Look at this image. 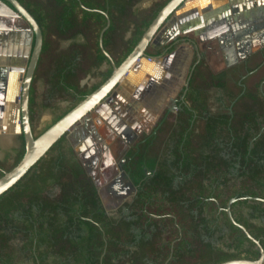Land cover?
I'll use <instances>...</instances> for the list:
<instances>
[{
  "label": "trees",
  "instance_id": "16d2710c",
  "mask_svg": "<svg viewBox=\"0 0 264 264\" xmlns=\"http://www.w3.org/2000/svg\"><path fill=\"white\" fill-rule=\"evenodd\" d=\"M18 1L42 33L28 97L36 137L110 75L112 65L103 50L118 65L168 0H153L141 11L133 10L140 0ZM59 40L70 42L60 49ZM176 42L148 54L171 51ZM196 60L195 51L172 120L163 113L155 133L143 134L126 155L125 167L136 186L132 199L108 215L93 176L64 133L0 194V264H217L258 257L225 207L234 197L232 214L236 204L247 209L234 218L264 249V222H255L264 218V201L255 199H264L262 81L245 86L241 74L234 83L237 90L231 91L227 75L214 72L202 53ZM103 63L107 67L101 70ZM87 75L98 80L81 83ZM212 88L224 92L228 109H209ZM58 101H67L65 109L35 130L37 109L55 108ZM17 139L12 162L0 160V176L24 153L22 133ZM233 179L239 184L232 188Z\"/></svg>",
  "mask_w": 264,
  "mask_h": 264
},
{
  "label": "crops",
  "instance_id": "0c3cea01",
  "mask_svg": "<svg viewBox=\"0 0 264 264\" xmlns=\"http://www.w3.org/2000/svg\"><path fill=\"white\" fill-rule=\"evenodd\" d=\"M152 1L140 0L133 6V10L141 11ZM225 23L227 28L217 33V29L210 26ZM128 35L129 32H126L125 38ZM175 40L177 42L173 50L161 53L158 60L152 56L151 61H144L139 72H130L87 115L86 125L81 120L67 134L70 145L93 176L98 194L101 186L97 181L98 173L107 171L113 157L117 160L123 148L121 141L130 137L136 139L140 134L151 132L161 113L167 111V103L172 104L183 89L194 52L204 53L200 44H215V51L225 61L223 67H210L214 72L229 74L233 55L236 59L247 61L241 66L244 69L248 67L254 71L263 66L264 0H187L159 30L148 47V53L152 55ZM31 45V32L26 29L22 19H10L6 28L0 27V125L4 126L3 132H0V148L12 149V160L19 146L17 136L20 133L18 107L14 98L19 92V77L26 65ZM257 55L261 62L251 67L249 62L257 58ZM13 67L21 71L12 70ZM106 67L107 64L103 63L100 69ZM248 73L250 72L245 74ZM97 80L98 77L87 75L81 83L89 86ZM36 86L40 92L43 86L41 79L37 80ZM62 102L67 105V101H58L55 107ZM53 109H37L36 115L42 113L39 120H44V125L61 113L57 112L58 108L54 112L51 111ZM45 112L48 113L44 115ZM51 113L55 115L53 119H49ZM34 121L36 123V119ZM5 155L4 159L9 157V154ZM133 192L128 197L112 200L110 206H105L100 194L99 196L107 214L116 215L122 202L131 200ZM240 210V205L236 204L233 216H240ZM208 213L211 214L212 211L209 210ZM260 221L264 222V218Z\"/></svg>",
  "mask_w": 264,
  "mask_h": 264
},
{
  "label": "water",
  "instance_id": "95a60500",
  "mask_svg": "<svg viewBox=\"0 0 264 264\" xmlns=\"http://www.w3.org/2000/svg\"><path fill=\"white\" fill-rule=\"evenodd\" d=\"M186 1L187 0H168L148 24L131 51L118 65H115L109 54L103 50L112 65L110 75L99 86L87 94L83 99L79 100L72 108L49 125L42 133L34 137L29 122L28 97L31 78L41 51L42 33L37 21L18 0H0V25L6 28L10 19L20 18L24 21L26 29L31 32L32 35V45L29 56L25 67L22 69L23 74L19 77V92L14 98L18 107L19 132L22 133L23 136L24 153L20 160L11 169L4 171L0 176V194L19 180L26 173V171L45 154L47 149L62 134L66 133L67 136L70 129L81 120H84V124L86 125L87 115L92 112L95 107L109 95L115 86H117L129 75L130 72H139L141 70L144 61H148L146 58L152 57L148 54V47L151 45L153 39L163 27L165 22L173 15L175 10ZM108 24L109 20L107 18L106 25L102 28L99 35V43L101 47L102 33ZM210 26L217 29L216 33L227 28L226 23L222 25L218 24V26L217 24ZM194 47L197 48L196 45H194ZM154 57L155 60H158V56ZM199 58L200 53L197 51L196 61H198ZM192 67L193 65L190 67V70ZM13 68L14 69L12 70L21 71L18 70L17 67ZM190 70L185 78L184 86L187 85ZM168 111L169 109H167V112ZM3 130L4 126L0 125V132H3ZM247 197L254 198L249 196ZM255 199L264 201L263 198L256 197ZM234 201V197L229 198L227 201L225 207L227 217L233 225L240 228L246 237L253 242L255 247L258 249L259 255L256 259H230L217 264H264L263 247L241 223L236 221L231 212L230 204Z\"/></svg>",
  "mask_w": 264,
  "mask_h": 264
},
{
  "label": "rangeland",
  "instance_id": "374dc122",
  "mask_svg": "<svg viewBox=\"0 0 264 264\" xmlns=\"http://www.w3.org/2000/svg\"><path fill=\"white\" fill-rule=\"evenodd\" d=\"M76 40L77 41H81L83 39H82L81 36H78L76 38ZM68 42H66V41H60L59 40L58 47L61 49L62 47L66 46V44ZM200 45H201V48L204 49V53L202 54L203 57H204V60L206 61V63L207 62L210 63V66L208 65L209 67H211L212 69H218V67H223L224 66L225 63H223V62H225V61H223V59L220 57V54H218L215 51V47H216L215 44H209V46L208 45L205 46V44H200ZM256 57L257 58H255L254 60H252V61L249 62V65H251V67L252 66L254 67L257 63L261 62L260 57L258 55ZM262 64H263L262 67H259V69H257L256 71L255 70L254 71H250V73H248L247 75H245V73L247 71L244 68H242V67H241V69L239 70L238 73L229 72V74H227V76H226L227 77V87H228V89L231 90V91H236L237 90V88H236V86H235L234 83L236 82L235 80L240 77L239 75L242 74V75H244L243 80H244L245 86H250L251 87L255 83H258V82L262 81V85L260 87V90L262 92H264V62ZM22 74H23V71H22ZM208 103H209V109L212 112H216V111H219V110H226L229 107V101L225 97L224 92L221 91L220 89H217V88L210 89V91H209V102ZM65 105L66 104L63 103V102L62 103H59L57 105V107H55V108H58L57 112H59V111L62 112L61 110L65 109V107H66ZM166 106L170 108V111L168 112V114L166 116L167 120L170 121L173 118V114L175 113L176 106L175 105H172L171 102H168ZM55 108L53 110H51V111L54 112ZM47 113L48 112H45L43 114L45 115ZM41 114L42 113L39 112V114L36 115L37 116L35 118L36 119V123L34 121V129L35 130H38L39 128H41L42 126H44V123H45L44 120H42V121L39 120L41 118ZM54 117H55V115L53 113H51L49 119H53ZM77 124H75V125H77ZM67 142L69 143L68 139H67ZM12 153H13L12 149L3 150L2 148H0V159L7 165L8 163L12 162V156H13ZM5 154H9V157L4 159V157L6 156ZM114 161L115 160H114V157H113L112 163L109 164V167H111V168L113 167V166H110V165L113 164ZM106 172L107 171H105V173ZM105 173H102L100 171V173H98V176H97V178H98L97 181H99L101 183V186H100V189H99V194L102 197L105 206H110L111 203H112V200H115L116 198L115 199L112 198L111 195H110V193L108 192V189H107V183H108V181L106 179H104ZM238 184H239L238 180H234L233 179V180H231L229 182L228 185H229V187H232L233 188L234 186H237ZM225 193H226V191H224V194H222V195L225 196ZM246 211H247L246 208L241 207V210L239 212V215L242 216L243 214L246 213ZM260 220L261 219H257V221H255V222H259ZM19 264H30V263H19Z\"/></svg>",
  "mask_w": 264,
  "mask_h": 264
},
{
  "label": "flooded vegetation",
  "instance_id": "af4514ba",
  "mask_svg": "<svg viewBox=\"0 0 264 264\" xmlns=\"http://www.w3.org/2000/svg\"><path fill=\"white\" fill-rule=\"evenodd\" d=\"M246 63H247L246 60L236 59L235 55H233V58L230 60L231 65H230L229 71L238 73L239 70L241 69L242 64L244 65ZM243 77H244V75H242L241 78H243ZM172 105H175V99H174ZM167 109L170 110L169 107ZM166 112L167 111L164 112L165 114H164L163 118H166V116L168 114V112L167 113ZM162 115L163 114L161 113L158 120L161 118ZM153 133H155L154 127L152 128L151 132L146 133V135L150 136ZM142 135L143 134H140L136 139H132L130 137L126 141H121V144H123L122 145L123 148L121 149L120 155L117 156V160L114 161V163L110 165L113 167L112 168L108 167L106 169L107 172L105 173L104 179H106L108 181L107 189H108V192L110 193L111 197L114 199L115 198L121 199V198L128 197V195H131L132 191H134L133 195H132V197H133L135 192H136V186H135L134 181L130 175V169H126V167H125L128 165V162H129V160H126V155L128 154V152L130 150H132L133 148H135L139 145V142L141 140ZM146 172H148V171H146ZM96 186H97V184H96ZM132 197H131V199H132Z\"/></svg>",
  "mask_w": 264,
  "mask_h": 264
},
{
  "label": "built area",
  "instance_id": "2783aa9c",
  "mask_svg": "<svg viewBox=\"0 0 264 264\" xmlns=\"http://www.w3.org/2000/svg\"><path fill=\"white\" fill-rule=\"evenodd\" d=\"M148 61H151L152 60V57H147L146 58Z\"/></svg>",
  "mask_w": 264,
  "mask_h": 264
},
{
  "label": "bare ground",
  "instance_id": "6f19581e",
  "mask_svg": "<svg viewBox=\"0 0 264 264\" xmlns=\"http://www.w3.org/2000/svg\"><path fill=\"white\" fill-rule=\"evenodd\" d=\"M0 27H1V25H0Z\"/></svg>",
  "mask_w": 264,
  "mask_h": 264
}]
</instances>
